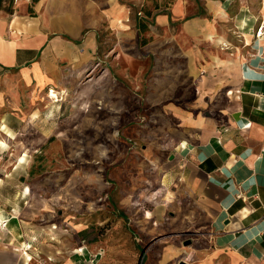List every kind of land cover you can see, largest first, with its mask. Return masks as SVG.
I'll return each mask as SVG.
<instances>
[{"label": "crops", "instance_id": "0c3cea01", "mask_svg": "<svg viewBox=\"0 0 264 264\" xmlns=\"http://www.w3.org/2000/svg\"><path fill=\"white\" fill-rule=\"evenodd\" d=\"M29 1L17 0L20 8L12 15L0 9V151L23 149L25 138L42 131L38 114L28 118L27 90L68 84L76 68L85 69L96 42L89 33L80 48L78 38L109 19L108 0H32L34 13L28 14ZM205 5L204 14L184 15L182 36L196 40L184 70L194 92H181L172 113L166 112L169 138L153 157L165 169L147 177L153 184L161 179L153 194L160 200L155 210L143 208L144 221L162 233L160 264H264V38L256 36L264 25V0ZM118 8L116 23L123 19ZM182 9L178 4L173 10L177 17ZM168 20L156 16L160 23ZM18 106L21 113L11 109ZM7 163L19 165L17 172L24 164ZM17 172L0 174V223L9 229L22 228L28 194ZM0 244V264L31 258L11 242ZM11 254L16 256H6Z\"/></svg>", "mask_w": 264, "mask_h": 264}, {"label": "rangeland", "instance_id": "374dc122", "mask_svg": "<svg viewBox=\"0 0 264 264\" xmlns=\"http://www.w3.org/2000/svg\"><path fill=\"white\" fill-rule=\"evenodd\" d=\"M208 1L108 0V23L102 20L78 38L80 48L89 33L96 41L85 69L76 68L68 84L27 90L28 118L38 114L42 131L25 138L23 149L0 151V174L17 172L10 158L24 162L18 172L28 192L22 228L0 223V242L28 251L27 264L162 263V233L142 212L155 210L160 199L153 194L162 183L147 177L165 169L153 157L169 138L166 112L172 113L181 92H194L184 70L196 40L182 36L184 15L206 13ZM29 2L25 11L32 14L35 3ZM1 4L9 15L20 8L17 0ZM178 4L181 17L173 11ZM115 7L122 9V22H115ZM160 13L169 17L165 24L156 21ZM90 15L95 24L98 18ZM141 19L148 24L143 32ZM141 189L150 195H138Z\"/></svg>", "mask_w": 264, "mask_h": 264}, {"label": "trees", "instance_id": "16d2710c", "mask_svg": "<svg viewBox=\"0 0 264 264\" xmlns=\"http://www.w3.org/2000/svg\"><path fill=\"white\" fill-rule=\"evenodd\" d=\"M12 1V0H11ZM1 2H2V0H0V9H2V4H1ZM151 13L148 11L147 12V16H149ZM146 20H144V19H141L140 21H139V27H140V31L141 32H143V31H145L146 29H147V27H148V24H147V22H145ZM146 42V41H145ZM42 161L44 160L43 159V157L41 156V158H40ZM123 213H124V211H123ZM142 254H143V251H142Z\"/></svg>", "mask_w": 264, "mask_h": 264}, {"label": "built area", "instance_id": "2783aa9c", "mask_svg": "<svg viewBox=\"0 0 264 264\" xmlns=\"http://www.w3.org/2000/svg\"><path fill=\"white\" fill-rule=\"evenodd\" d=\"M257 38H264V25L259 26L256 32Z\"/></svg>", "mask_w": 264, "mask_h": 264}, {"label": "water", "instance_id": "95a60500", "mask_svg": "<svg viewBox=\"0 0 264 264\" xmlns=\"http://www.w3.org/2000/svg\"><path fill=\"white\" fill-rule=\"evenodd\" d=\"M188 243H191V240H189V241L187 242V244H188ZM180 264H187V263H186L185 261H181Z\"/></svg>", "mask_w": 264, "mask_h": 264}, {"label": "bare ground", "instance_id": "6f19581e", "mask_svg": "<svg viewBox=\"0 0 264 264\" xmlns=\"http://www.w3.org/2000/svg\"><path fill=\"white\" fill-rule=\"evenodd\" d=\"M51 95H52V96H56V94L54 93V90H52ZM2 144H5V142L3 141Z\"/></svg>", "mask_w": 264, "mask_h": 264}]
</instances>
